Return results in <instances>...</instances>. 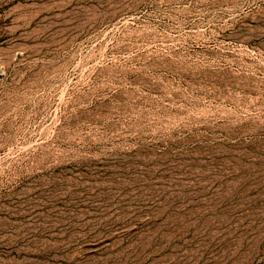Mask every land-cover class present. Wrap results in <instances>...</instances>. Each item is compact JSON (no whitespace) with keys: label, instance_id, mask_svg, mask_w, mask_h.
I'll use <instances>...</instances> for the list:
<instances>
[{"label":"rangeland","instance_id":"374dc122","mask_svg":"<svg viewBox=\"0 0 264 264\" xmlns=\"http://www.w3.org/2000/svg\"><path fill=\"white\" fill-rule=\"evenodd\" d=\"M0 264H264V0H0Z\"/></svg>","mask_w":264,"mask_h":264}]
</instances>
